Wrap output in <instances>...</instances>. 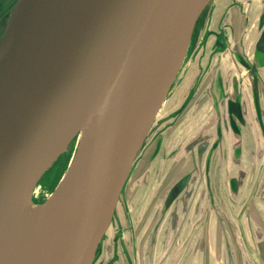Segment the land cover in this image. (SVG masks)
Listing matches in <instances>:
<instances>
[{
	"label": "water",
	"instance_id": "1",
	"mask_svg": "<svg viewBox=\"0 0 264 264\" xmlns=\"http://www.w3.org/2000/svg\"><path fill=\"white\" fill-rule=\"evenodd\" d=\"M212 2H16L0 40V264H28L37 232L65 207L44 264H94L196 23ZM256 48L264 54V29ZM98 108L104 120L93 147L62 177L36 221L25 224L23 210L40 179ZM193 182L194 173L179 178L163 207L176 201L186 215Z\"/></svg>",
	"mask_w": 264,
	"mask_h": 264
},
{
	"label": "rangeland",
	"instance_id": "2",
	"mask_svg": "<svg viewBox=\"0 0 264 264\" xmlns=\"http://www.w3.org/2000/svg\"><path fill=\"white\" fill-rule=\"evenodd\" d=\"M228 1L214 0L213 16L220 11H228L231 5ZM14 6L0 19L1 38ZM258 6L261 7V3L257 0L242 4L232 23L240 46L250 56L260 33L255 24L247 21L249 12ZM258 14L254 20L256 24ZM195 63V56L190 62L186 58L185 66L166 98V101L169 99L167 107H164L167 104L165 101L158 112L125 183L113 222L98 248L94 264H229L231 257L235 264H264V240L257 237L254 229L263 213L259 211L262 208L256 198L257 191L246 184L240 195L234 188L233 195L230 194L228 177L234 174V169L226 171L222 166L217 167L216 184L214 182L212 186L215 192L210 191L216 195V208L208 204L207 199L203 201L200 194L192 202L188 201L191 220L187 215L183 217L182 207L177 206L176 201L172 203L173 207H163L167 192L178 178L186 172L194 173L190 155L185 157L183 165L179 164L181 156L178 155H181L179 151L192 138L209 109L203 102L195 105L194 97L184 102ZM262 73L264 75V69ZM83 128L76 152L83 137ZM253 132L249 139L252 150L261 143L257 124H254ZM161 133L164 137L160 150L152 156ZM75 140L42 176L29 202L42 204L44 208V201L55 190L72 161ZM204 211L205 214L209 211L211 215L208 220H203ZM216 213H223V222L215 219ZM227 214L230 217L225 218ZM176 217L179 219L177 222ZM182 236L185 240L183 246L179 240ZM199 238L200 243L197 244ZM198 245L199 249L195 251Z\"/></svg>",
	"mask_w": 264,
	"mask_h": 264
},
{
	"label": "flooded vegetation",
	"instance_id": "3",
	"mask_svg": "<svg viewBox=\"0 0 264 264\" xmlns=\"http://www.w3.org/2000/svg\"><path fill=\"white\" fill-rule=\"evenodd\" d=\"M17 1L0 0V19ZM250 1L231 0L228 2L231 3L228 11L224 10L220 19L217 20L214 18L215 15L213 16L215 2H212L196 23L186 56L188 62L195 56L196 68L185 91L184 102H188L194 97L196 98L195 105H201L203 102L209 109L191 138L195 140L192 148H189L188 151H179L181 155L178 157L181 156L179 164L183 165L185 157L190 155L194 169L190 202L198 194L202 195L203 201L207 199L208 204L217 202L216 195H212L210 191L214 190L212 186L214 182L216 184L217 167L220 166L226 171L235 170L234 174L228 177L230 194L233 193V184L235 187L239 185L238 195L246 184L255 188L256 198L262 208L259 211H263V213L260 217L257 216L258 224L254 229L257 237L260 234L262 237L260 240H264V75L262 73L264 54L256 48V42L264 29V0H257L261 3V7L258 6L257 9L251 10L247 21L250 24H255L260 33L253 44L252 55L245 52L240 44L232 43L229 38L230 34H233L234 27L231 23L232 13H237L242 4H249ZM257 14L258 22L256 24L254 20ZM209 16L210 18H208ZM215 22L218 25H215ZM186 58L181 71L185 66ZM261 63L263 64L261 65ZM253 65H256L254 72ZM166 102L165 108L169 99ZM254 124L258 125L261 143L252 150L249 139L252 136ZM159 150L160 148H155L152 156L155 153L158 154ZM236 180H239L240 184ZM216 193L218 194V191ZM190 208L186 213L189 220L192 215ZM222 214L216 213L215 219L221 222V219H224ZM204 215H207L205 220L211 216L209 213L205 214V211L203 217ZM185 216L183 214V217ZM227 217L230 216L227 214L225 218ZM171 231L174 232V230ZM179 240L181 246L185 245L184 237ZM196 243H200V238ZM199 246H195L194 250L198 251ZM166 257L168 258L169 254Z\"/></svg>",
	"mask_w": 264,
	"mask_h": 264
},
{
	"label": "bare ground",
	"instance_id": "4",
	"mask_svg": "<svg viewBox=\"0 0 264 264\" xmlns=\"http://www.w3.org/2000/svg\"><path fill=\"white\" fill-rule=\"evenodd\" d=\"M15 9L11 14V18L14 14ZM11 21V20H10ZM179 75V74H178ZM178 77V76H177ZM177 80V78H176ZM175 80V82H176ZM171 93V92H170ZM169 93V94H170ZM167 98V97H166ZM166 99L164 100V102ZM163 102V104H164ZM162 104V106H163ZM161 106V108H162ZM160 108V109H161ZM160 111V110H159ZM158 111V112H159ZM158 115V114H157ZM156 115V117H157ZM104 120V116L100 108L93 111L83 122L81 125L77 136L75 137V151L72 158V161L66 171V173L77 163V161L91 148L95 142L101 124ZM84 127V128H83ZM83 128V137L81 139L80 144L78 145V149L76 152V144L80 134V130ZM73 142V141H72ZM76 153V155H75ZM75 156V157H74ZM66 173L64 175H66ZM34 196V194H33ZM51 195L44 201L45 207L48 206V201ZM31 201V200H30ZM42 204H34L32 202H28L23 210V222L25 224H33L36 219L39 217L40 213L44 210ZM69 208L65 207L53 212L49 218L45 221L44 225L39 229L34 240L31 245V254L29 258L28 264H44V262L50 256L52 251V247L61 232V229L64 226L66 218L68 216Z\"/></svg>",
	"mask_w": 264,
	"mask_h": 264
},
{
	"label": "crops",
	"instance_id": "5",
	"mask_svg": "<svg viewBox=\"0 0 264 264\" xmlns=\"http://www.w3.org/2000/svg\"><path fill=\"white\" fill-rule=\"evenodd\" d=\"M231 0H229L228 2H230ZM223 13V11L221 12H218L215 16H214V18H216V20L217 19H220V16H221V14ZM234 18H236V13H232V21H231V23H233V19ZM215 25H218V23L217 22H215L214 23ZM213 28V27H212ZM215 28V27H214ZM232 33L233 34H230L231 36L229 37L231 40L230 41H232V43H234V42H236V44H239V41L237 40V38H236V36H235V30H234V27H233V31H232ZM212 41H213V38H212Z\"/></svg>",
	"mask_w": 264,
	"mask_h": 264
}]
</instances>
